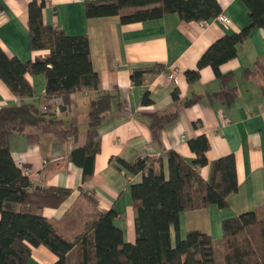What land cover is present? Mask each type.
I'll return each mask as SVG.
<instances>
[{"label": "crops", "instance_id": "crops-1", "mask_svg": "<svg viewBox=\"0 0 264 264\" xmlns=\"http://www.w3.org/2000/svg\"><path fill=\"white\" fill-rule=\"evenodd\" d=\"M30 1L0 0V9L6 15L0 21V46L22 62L43 59L48 53V50L31 48ZM87 1L95 0H43L42 20L67 35L87 37L99 88L113 94L110 112L98 127L100 149L94 158L93 175L85 183L81 182V168L69 160V153L85 142L89 100L98 91L73 92L66 110L60 109V98L54 100L56 115L77 125L75 137L60 141L51 133L38 130L10 135L11 155L17 164L28 168L34 185L72 189L58 207L33 210L72 240L89 227L96 213L114 208L119 213L114 224L122 230L124 240L132 243L136 232L130 185L139 182L142 174L126 173L116 158L130 161L143 152H161L159 166L167 178L166 152L174 150L191 162L194 154L187 141L204 134L210 143L206 152L209 163L233 154L238 188L228 196L225 208L210 204L181 212L178 228L170 227V237L174 242L188 230L199 229L207 232L212 240H220L224 219L264 204V93L260 88L261 79L248 73L264 55V29L252 28L247 38L237 45L236 55L220 64V73L229 74L227 84L235 87L234 97L227 100L216 93L221 90L222 82L210 66L201 68L198 80L191 84L185 71L196 68L197 60L212 42L249 25L248 10L241 0H217L222 13L230 17V24L216 19L205 23L186 22L176 13L121 23L118 15L87 17ZM155 64L160 65L159 71L145 73L140 84L133 82V69ZM170 70L177 71L175 79L169 77ZM27 78L33 87V97L24 101H34L40 106L46 77L42 73H28ZM174 89H177V99L172 94ZM146 92L151 102L143 104L141 99ZM195 95L200 96L198 101L185 106L184 102ZM19 102L0 79V106ZM174 110L178 113L174 121L161 128L150 126L151 114ZM222 117L228 122L224 123ZM199 172L203 179H208L210 165L200 167ZM56 260L52 251L39 245L32 248L27 264H54ZM67 264H75L72 254L68 255Z\"/></svg>", "mask_w": 264, "mask_h": 264}, {"label": "trees", "instance_id": "trees-1", "mask_svg": "<svg viewBox=\"0 0 264 264\" xmlns=\"http://www.w3.org/2000/svg\"><path fill=\"white\" fill-rule=\"evenodd\" d=\"M248 10L249 25L237 32L227 33L212 42L196 62V68L185 71L189 84L199 78V70L210 66L222 82L216 92L227 100L235 95V87L227 84L229 74L220 73V64L236 55L237 45L243 42L254 27L264 29V0H241ZM43 0L28 3V29L33 50H48L43 59L22 62L0 46V79L10 92L20 99L11 106H0V264H27L33 247L44 245L56 256L54 264H67L69 254L75 264H215L213 240L202 230H188L184 237L172 242L170 227L179 225L183 211L215 204L228 205V196L238 188L233 154L210 163L206 152L210 143L201 134L188 139L194 154L188 162L174 150L166 152L168 177L159 166L160 158L143 153L130 161L116 158L126 173H141V180L130 185L134 208V242L124 240L122 230L114 224L119 213L114 209L98 212L91 224L72 240L65 238L54 225L34 208L58 207L72 192L69 187L34 185L23 166L13 159L9 137L28 130L51 133L60 141L75 137L76 124L60 119L53 110L54 100L60 98V109L66 110L71 94L91 89L98 94L89 100L86 116L85 142L69 153V160L81 168V182L88 181L94 172V158L100 149L98 127L110 112L113 94L101 91L97 72L92 67L88 39L85 35H67L56 26L42 20ZM176 13L186 22L205 23L215 19L222 9L217 0H95L85 3L87 17L118 15L121 23L157 19ZM160 65L135 68L131 79L143 81L147 72L159 71ZM42 73L46 85L41 105L24 101L33 97V87L27 74ZM248 73L257 75L264 93V55L255 61ZM177 99V89L173 91ZM200 96L188 98L191 105ZM141 102H151L148 92ZM177 111L156 112L150 115L151 127H163L174 121ZM45 125V128L43 126ZM194 125H196L194 123ZM210 165L208 179L199 168ZM220 246L223 264H264V204L222 221Z\"/></svg>", "mask_w": 264, "mask_h": 264}, {"label": "built area", "instance_id": "built-area-1", "mask_svg": "<svg viewBox=\"0 0 264 264\" xmlns=\"http://www.w3.org/2000/svg\"><path fill=\"white\" fill-rule=\"evenodd\" d=\"M5 19H6V15H5L4 11L2 9H0V21H3ZM215 19L218 20L219 22L223 23V24H230L232 22L231 19H230V17H228L224 13H220L218 16H216ZM176 74H177V71L176 70H170L168 72L169 77L172 78V79H175ZM222 120H223L224 123H227L228 122V119L226 117H222ZM143 154L144 155H146V154L148 155L150 153L144 152ZM151 154L154 155L155 157H159V156H162L163 155L161 152L151 153ZM23 171H24L25 174H28L29 173L28 168H24Z\"/></svg>", "mask_w": 264, "mask_h": 264}, {"label": "rangeland", "instance_id": "rangeland-1", "mask_svg": "<svg viewBox=\"0 0 264 264\" xmlns=\"http://www.w3.org/2000/svg\"><path fill=\"white\" fill-rule=\"evenodd\" d=\"M86 120V117H85ZM85 123L83 124V126ZM85 127V126H84ZM213 252H214V261L215 264H223V255H222V249L220 246V241L213 239Z\"/></svg>", "mask_w": 264, "mask_h": 264}]
</instances>
